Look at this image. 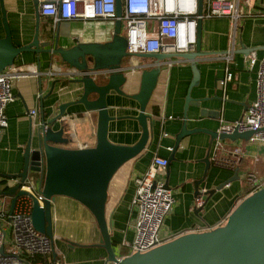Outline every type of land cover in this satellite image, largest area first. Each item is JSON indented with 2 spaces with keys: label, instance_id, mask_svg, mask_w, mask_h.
I'll use <instances>...</instances> for the list:
<instances>
[{
  "label": "crops",
  "instance_id": "1",
  "mask_svg": "<svg viewBox=\"0 0 264 264\" xmlns=\"http://www.w3.org/2000/svg\"><path fill=\"white\" fill-rule=\"evenodd\" d=\"M255 2L256 6H259L264 0ZM4 5L14 44H27L32 40L35 30L32 0H4ZM50 22L49 18L40 16L41 40L49 36L47 29ZM97 22L96 19L86 23L81 20L60 23L62 29H69L77 34L74 42L107 40L108 29L97 28ZM87 28L91 32L83 31ZM101 32L105 34L99 35ZM228 35L227 18L203 19L201 50L209 53L196 59L199 70L197 84L190 85L193 73L190 62L186 60L169 59L159 72L146 106V112L154 122L148 145L115 172L107 189L106 218L110 240L117 255L126 251V248L120 247V243L131 241L134 236V222L137 216V208L132 204L134 178L147 169L154 155L169 158L172 150L168 147L173 148L183 120H186L188 130H216L221 122H232L241 118L247 106L255 99L257 64L249 68L248 53L254 52L258 60L263 55V20L260 16H247L241 20L230 64L233 78L227 83L226 98L223 99L218 81L225 73ZM3 36L0 13V37ZM241 47L244 51L250 48V51L242 52ZM151 62V59L127 57L122 65L141 66ZM13 65L27 72L39 69L41 86L39 78L31 75L12 81L14 98L6 105L8 124L0 137V191H5L18 182L16 175L24 166L26 144L29 143L31 149L42 147L38 132L41 120L40 103H43L44 117L48 120L57 113L61 103L75 100L82 92L81 84L71 83L73 77L65 75L66 65L57 56H54L51 62L47 55L41 54L37 64L33 52H24ZM141 70L138 67L126 71L128 80L122 90L127 95L138 92ZM48 72H52V75ZM54 79H59V82L55 83L53 92L44 97ZM188 95L194 103L197 100L199 105L189 104L185 107ZM106 102L111 116L108 123V139L115 144H134L141 133L139 123L135 119L139 109L138 102L116 93L107 94ZM31 109H37L38 112L32 118L28 114ZM201 109L206 110L203 116L199 114ZM214 112L216 115L207 114ZM96 121V111L87 112L81 104L67 107L66 113L52 127L53 131L63 129L59 139L53 137V144L67 148L94 146ZM213 142L214 139L206 132H193L185 135L174 151L173 159L162 175L164 180L167 179L175 198L172 212L160 228L162 239H168L180 232H199L223 224L232 208L253 191L254 187L248 179V174L253 173L264 179V146L247 143L242 139H224L221 150L216 153L217 157L230 155L234 146H240L244 151V155L235 164L239 166V178L210 195L206 194V191L214 189L233 176L232 169L212 161ZM256 155L257 161L254 160ZM206 156L209 159L208 166L204 162ZM29 174L33 175L35 172L29 171ZM198 180H201L198 185L199 195L204 199L199 211L194 207L195 182ZM1 197L3 195H0V199ZM5 204L10 205L9 197L5 198ZM51 213L54 244L62 264H112L106 261V251L99 244V228L85 206L72 198L56 196L51 204Z\"/></svg>",
  "mask_w": 264,
  "mask_h": 264
},
{
  "label": "water",
  "instance_id": "2",
  "mask_svg": "<svg viewBox=\"0 0 264 264\" xmlns=\"http://www.w3.org/2000/svg\"><path fill=\"white\" fill-rule=\"evenodd\" d=\"M32 2L35 10V30L32 40L24 45H16L12 39L3 0H0L1 24L4 30V36L0 37V71L14 64L18 56L24 52H33L37 64L41 54L47 55L51 62L54 56H57L66 65L65 75L73 77L70 80L71 83L81 84L82 92L75 100L61 103L57 113L48 120L44 117L43 103H40L41 124L38 132L42 147L31 149L30 144H26L24 166L16 175L18 182L7 190L0 191V195L10 198L9 213L13 211L17 197L28 195L32 199L33 226L53 239L51 204L56 196L72 198L85 206L93 215L100 231L99 244L106 251V261L113 264H264V182L260 188L244 196L228 213L225 222L221 225L199 232H180L168 239H163L161 244L149 250L134 252L122 258H116L110 240L105 211L109 182L126 161L136 157L148 145L154 122L146 112V106L165 62L172 58L189 61L193 73L190 85L198 83L199 70L196 59L209 53L201 50L203 20H197L196 40L192 51L131 53L126 50V38L121 32V0L115 2L117 19L108 30L107 40L77 42H74L77 34L75 35L72 30L62 29L60 22L54 28L48 24V34L51 32L53 36L41 40L39 2L38 0H32ZM201 10L202 0H198L199 14ZM102 34L105 32L99 35ZM241 49L242 52L250 51V48H246V51L242 47ZM127 57L151 59L152 62L141 66L132 64L124 66L122 62ZM138 67L142 69L138 92L127 95L122 90L128 80L126 71ZM38 78L41 86L40 75ZM56 82H59V79H54L50 83V88L44 97H48L53 92ZM109 93L126 95L138 102L139 109L135 119L139 123L141 133L134 144H115L108 139V123L111 116L108 113L106 96ZM75 104H81L87 112L96 111L97 113L94 146L67 148L53 144L55 140L53 137L59 139L63 131L62 128L53 131V125L59 122L66 113L67 107ZM189 104L199 105L197 100L194 103L188 95L185 107ZM215 113L207 114L216 115ZM199 114L205 115L206 110L201 109ZM199 131L206 132L213 139L231 141L248 140L253 133V131L239 132L237 129L231 133H217L216 130L205 128L188 130L186 120H183L165 170L173 159V153L179 146L180 140L185 135ZM204 162L206 166L209 165L208 156L204 158ZM230 169L233 170L231 178L214 189L203 191L210 195L230 181L238 179L239 166ZM29 171L43 173V181L40 185V192L44 198L43 205L39 204L33 194L20 188ZM164 181L165 187H169L167 179ZM200 181L195 182L196 196L199 195ZM200 208H197V211ZM52 255L53 258L56 257V253L53 252Z\"/></svg>",
  "mask_w": 264,
  "mask_h": 264
},
{
  "label": "built area",
  "instance_id": "3",
  "mask_svg": "<svg viewBox=\"0 0 264 264\" xmlns=\"http://www.w3.org/2000/svg\"><path fill=\"white\" fill-rule=\"evenodd\" d=\"M256 0H202L201 14L198 13V0H121V22L125 25L123 35L126 38V50L131 53H166L188 52L194 49L196 40V25L198 19L225 17L229 21V42L225 54V73L218 84L226 98L227 83L233 78L230 64L235 49V38L240 22L247 16H260L263 20L264 3L256 6ZM39 15L49 18L53 28L58 22L81 20H112L116 16V0H38ZM244 4L245 11L241 10ZM256 68V96L247 106L242 117L232 122H221L217 133L253 131L248 141L264 146V52L258 60L254 52L248 53V66ZM52 75V72H48ZM31 75L38 77L40 71L27 72L19 70L13 64L0 71V137L8 121L5 114L6 105L13 100L12 81ZM30 118L38 114L37 109L28 112ZM41 124V121H39ZM166 135V134H164ZM223 146L222 140L214 139L212 145V161L234 168L244 151L240 146H234L230 155L217 157L216 153ZM172 150V147H168ZM258 160V156H254ZM168 158L154 155L147 169L134 178L135 191L132 204L137 208L134 222V236L131 241H122L121 248H126L116 258H122L134 252H144L162 243L160 228L165 218L172 212L175 202L173 191L165 187L162 177ZM35 172V171H33ZM37 174V175H35ZM28 173L20 188L33 194L40 205L43 196L40 192V173ZM39 174V175H38ZM248 179L255 191L260 188L264 179L253 173ZM38 180V183H37ZM5 196L0 201V264H30L38 257L35 264H62L54 237L50 239L45 233L38 231L32 224V199L28 195L17 197L13 211L9 213V205L5 204ZM204 204L202 196L194 199V207ZM2 222V223H1ZM56 253L53 258L52 253ZM113 264V263H112Z\"/></svg>",
  "mask_w": 264,
  "mask_h": 264
},
{
  "label": "rangeland",
  "instance_id": "4",
  "mask_svg": "<svg viewBox=\"0 0 264 264\" xmlns=\"http://www.w3.org/2000/svg\"><path fill=\"white\" fill-rule=\"evenodd\" d=\"M3 4H4V0H3ZM4 8H5V5H4ZM241 10L242 11H245L246 10V7L244 6V4H242ZM6 16H7V11H6ZM7 20H8V18H7ZM97 20H98V22H97L96 27L97 28H100V29H108L109 30V28L113 24V21L112 20H102V19H97ZM84 30H85L86 33L91 32L88 28L87 29H84ZM124 30H125V25H124V23H122V30H121L122 34L124 33ZM244 141L247 142V143L249 142L248 140H244ZM260 179H262V177H260ZM37 183H38V180H37Z\"/></svg>",
  "mask_w": 264,
  "mask_h": 264
},
{
  "label": "trees",
  "instance_id": "5",
  "mask_svg": "<svg viewBox=\"0 0 264 264\" xmlns=\"http://www.w3.org/2000/svg\"><path fill=\"white\" fill-rule=\"evenodd\" d=\"M40 177H41V179H40V185H41L42 184V181H43V173H40ZM249 192H250V190L248 191V193ZM37 258L38 257L32 258L31 261H30V264H35L34 262L37 260Z\"/></svg>",
  "mask_w": 264,
  "mask_h": 264
},
{
  "label": "flooded vegetation",
  "instance_id": "6",
  "mask_svg": "<svg viewBox=\"0 0 264 264\" xmlns=\"http://www.w3.org/2000/svg\"><path fill=\"white\" fill-rule=\"evenodd\" d=\"M48 35H49V36H48L49 38H51V37L53 36V35L51 34V32H49V34H48Z\"/></svg>",
  "mask_w": 264,
  "mask_h": 264
}]
</instances>
